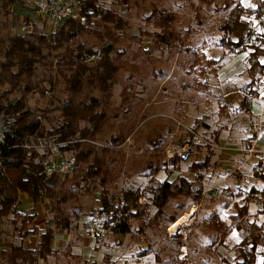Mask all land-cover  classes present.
Wrapping results in <instances>:
<instances>
[{
	"label": "rangeland",
	"instance_id": "374dc122",
	"mask_svg": "<svg viewBox=\"0 0 264 264\" xmlns=\"http://www.w3.org/2000/svg\"><path fill=\"white\" fill-rule=\"evenodd\" d=\"M3 1L8 4L1 8ZM0 2V53L5 51L10 36L26 35L35 27L47 35L54 32L49 23L37 19L32 8L26 3L23 6L21 0ZM256 2L99 0L103 8L120 12L128 26L119 33L94 19L91 23L94 33L79 35L75 42L95 49L115 45L122 53H115L119 56L121 70L108 94L101 93L97 85H86L84 92L75 99L76 103L98 101L99 110L106 111L107 119L93 142H83V148L91 151L88 161L61 177L59 196H66L67 202L59 205L55 201V205L64 214L79 213L81 218L77 230L64 234L56 243L58 253L51 256V264H237L240 232L233 229L224 246L216 245L223 227L215 217L225 225L230 224L231 216L247 202L251 188H264V183L254 177L258 164L262 163L264 171V154L255 155L244 163L247 157L244 150L249 147L247 137L257 132L258 116L264 113L258 106L251 107L253 111L241 107L243 98L252 88L264 92V73H250L249 54L232 52L222 26L236 4L256 7ZM155 7L175 13L174 26L182 37L176 48L152 47V35L158 29L146 19ZM254 26L257 31L264 32V22ZM48 78L49 73L39 68L36 81L44 87V93H31L28 103L46 129H52L65 122L61 109L71 94L56 73L53 84ZM6 89L9 87L0 86V94ZM228 90L233 94L222 97ZM19 97L20 94H14L11 99ZM252 102L261 105L255 99ZM3 122L0 121V129H3ZM189 128L212 141L216 132L220 133L210 168L201 172V186L205 189L202 203L193 207L192 195L181 196L170 201L161 217L157 216V207L151 205L143 217L132 221V230L127 235L115 234L110 229L103 236H89L91 219L106 218L105 214H99L105 189L109 191L111 206L118 208L123 207V195L127 190L157 187L166 180L174 181L179 173L196 181L199 173L192 171L191 166L202 162L206 151L191 146L190 158L184 154L179 171L169 175L165 169L174 167L171 163L165 165L169 161L166 149L171 144L184 146L178 141L191 139ZM260 138L256 149L264 152V131ZM113 139L123 143L118 146ZM35 146L43 151L46 145L39 140ZM105 148H109V152H104ZM71 152H55L49 160L67 158ZM96 157L104 161L105 177L85 180L87 166ZM158 167L162 170L153 173ZM103 179H106L105 186H102ZM194 186L200 187L198 183ZM211 188L216 189L207 194ZM44 201L51 208V201ZM145 202L144 198L140 200V203ZM260 207L256 199L251 200L249 219L262 224L264 215L258 214ZM193 208H196L194 225L183 228L176 237L169 236L170 217L192 212ZM262 252L264 248L260 247L256 264H262Z\"/></svg>",
	"mask_w": 264,
	"mask_h": 264
},
{
	"label": "trees",
	"instance_id": "16d2710c",
	"mask_svg": "<svg viewBox=\"0 0 264 264\" xmlns=\"http://www.w3.org/2000/svg\"><path fill=\"white\" fill-rule=\"evenodd\" d=\"M13 3V0H6ZM256 7H244L236 4L229 13L222 31L228 37L232 52H248L250 61V73H264V32L256 30L254 24L264 22V0H256ZM83 8V14L87 16V23L68 20L51 34H46L38 27L26 35L16 34L7 40L6 49L0 53V86H8L0 94V121L3 129L0 131L7 135V143L10 149L0 157V222L11 220L18 233L20 241L11 245L9 252L2 253V260L6 264H46L49 258L56 254L53 241L58 235L71 233L79 227L81 215L64 214L57 204L67 202V197H60L61 177L66 175L55 174L47 176L45 167L49 158L55 152H77V161L74 168L88 161L91 151L83 148L84 143H90L102 132L107 113L99 110L100 103L92 100L90 103H76V97L83 93L86 85L98 86L103 94H108L113 88L117 74L121 70L119 56L122 54L115 45H107L95 49L75 42L77 36L94 33L91 27L92 20L99 19L104 26H111L116 32H123L128 26L125 17L114 9H105L99 4V0H79ZM176 16L171 10L163 7H155L152 14L146 19L158 29L152 35V47L161 48L167 46L176 48L181 35L174 26ZM100 55L96 62H87L88 56ZM56 63V68L55 67ZM39 68L49 73V82L53 84L55 73L64 81L70 92V100L62 107V115L65 119L59 127L46 129L38 117L29 107L28 96L39 91L44 93V87L36 81ZM55 69V72H54ZM254 84V81H253ZM260 91L252 88L248 97L244 98L241 107L251 110L253 98L258 97ZM20 94L17 99H11L12 95ZM86 123L81 126V123ZM196 133V131L193 129ZM189 141L179 140L181 145L191 144L198 151H206L204 160L194 163L191 170L199 173L196 181L189 180L184 174L179 173L177 178L170 182H162L157 187L151 186L145 189L127 190L124 192L123 207L113 208L109 201V191L104 190L102 195V208L99 214L106 215L102 219L103 226L112 229L115 234L127 235L131 232L133 220L140 219L147 213L151 205L157 207V216L165 214V209L172 199L181 196H193V207L198 206L204 199L205 189L202 188V171L210 168V160L215 150L211 145L219 142L220 133L216 132L214 140L205 138L208 143H195L194 134L188 131ZM257 139V132L248 139V148H251ZM45 142V149L40 151L31 145ZM113 139L116 145L123 142ZM104 152H109L105 148ZM173 164L172 168H165L171 175L179 171L181 160L174 159L165 162V165ZM73 168V169H74ZM162 168L158 167L153 173H158ZM239 170V169H238ZM104 161L96 157L88 164L85 171V180L94 181L96 177L104 176ZM254 177L264 183V171L262 163L254 171ZM105 180L102 186H105ZM198 183L200 187H195ZM217 188V187H216ZM216 188H211L207 194ZM246 196V203L237 214L231 216V223L225 225L218 217L215 221L223 227V233L218 246L225 245L227 235L234 229L240 232L241 241L236 247L237 264H256L258 249L264 248V223L259 224L249 219V203L256 199L260 203L259 215H264V188L252 187ZM25 193L33 200L34 205L43 199L51 201L49 216L45 227L40 230L34 223L35 213H21L19 196ZM152 195V196H151ZM144 198L145 203H140ZM182 216H171L172 225ZM100 217V216H99ZM102 218V217H101ZM28 237H36L37 243L34 249H26L25 240ZM184 246V245H183ZM264 264V252L261 254ZM226 262V261H225ZM226 263H229L228 261ZM125 264V263H123ZM230 264V263H229Z\"/></svg>",
	"mask_w": 264,
	"mask_h": 264
},
{
	"label": "built area",
	"instance_id": "2783aa9c",
	"mask_svg": "<svg viewBox=\"0 0 264 264\" xmlns=\"http://www.w3.org/2000/svg\"><path fill=\"white\" fill-rule=\"evenodd\" d=\"M24 1L28 6L32 8L33 14L39 20L44 23H49L50 26L54 28V31L57 30L63 23L68 20H75L79 21L82 24L87 23V16L83 14V8L79 3V0H21ZM32 32V31H31ZM30 32V33H31ZM101 59L100 55H92L88 56L87 62H96ZM259 101H264V93H260ZM191 133L194 134V142L201 144V143H208V141L195 133L193 129H188ZM7 135L0 131V157L4 154L5 151L9 150L11 146L7 143ZM32 146L36 147L35 145H31L27 143L25 147L31 148ZM191 144H186L184 146H177L171 144L168 149H166V155L168 159H183L185 158L184 154H188L190 158L191 155ZM213 148H216L215 145H211ZM37 148V147H36ZM187 151V152H186ZM247 157L245 158V162L250 161L255 155L264 154L263 151L256 149L255 147H251L244 150ZM77 161V152L74 150L71 154L64 159H53L49 161L45 167V174L47 176H53L55 174L60 175H67L69 174L74 166L76 165ZM240 169V168H239ZM196 215L194 214L190 218V222L188 224L185 223L183 228L185 227H192L195 223ZM102 218L99 216L93 217L88 224V233L89 236L92 238H96L98 236H103L107 233L109 229L105 228L102 223ZM171 227L168 228V234ZM177 236V235H176ZM175 236V237H176ZM34 239L32 237H28L25 240L26 245H34Z\"/></svg>",
	"mask_w": 264,
	"mask_h": 264
},
{
	"label": "crops",
	"instance_id": "0c3cea01",
	"mask_svg": "<svg viewBox=\"0 0 264 264\" xmlns=\"http://www.w3.org/2000/svg\"><path fill=\"white\" fill-rule=\"evenodd\" d=\"M20 3L23 6H26V4H25L24 1H21ZM2 4L3 5H1V8H4L5 5L7 6L8 3H5L4 2ZM246 53H248V52H246ZM203 80H204V82L206 81V79H203ZM227 80H229V79H227ZM231 94H233V93L230 92V90H228V91H225L223 93L222 97L228 98V97L231 96ZM239 94H242V93L239 91ZM245 97H248V96H245ZM244 98H243V101H244ZM253 99H255V101L257 100L261 105L256 104V103L253 104V102H251V107L258 106L261 109V112L264 113V101H259L258 97L253 98ZM251 110H252V108H251ZM258 117H259L260 121H259V127L256 128V131H257V139L255 140L254 144L252 145V147H255V148H256L258 142L261 141L260 133L264 131V116L260 115ZM203 124H204V126L207 125L206 123H203ZM244 129L247 131V127H245ZM252 134H251V136L249 135L247 138L250 139L252 137ZM226 141H228V140H226ZM44 200L45 199H43L39 204L34 205L33 200L28 196V194L22 193L19 196L20 206H19L18 210L21 213H35L36 214V218H35L34 223H35V225L40 230H43L44 229L45 222H46L47 217H48L47 216L48 215V211L50 210V208L48 207L49 205H47V203H45ZM63 237H64V234L63 235H58L54 239V241H53V248L55 250H56V248H55L56 243L58 241H61ZM33 239L35 241H34V245L31 246V247L30 246H27L24 243V246H25L26 249H34V246L37 243V238L36 237H33ZM19 241H20L19 235L15 231V226L12 223V221L9 219V220H7L5 222H0V264H6V262L4 260H2V253L3 252H9L10 249H11V245L12 244H15V243H19ZM60 251H62V250H60ZM57 253H58V251L56 252V254ZM50 261H51V257L49 258V260H48V262L46 264H51ZM42 264H43V262H42Z\"/></svg>",
	"mask_w": 264,
	"mask_h": 264
},
{
	"label": "bare ground",
	"instance_id": "6f19581e",
	"mask_svg": "<svg viewBox=\"0 0 264 264\" xmlns=\"http://www.w3.org/2000/svg\"><path fill=\"white\" fill-rule=\"evenodd\" d=\"M264 93V92H262ZM259 98V97H258ZM196 213V208H193V211L186 212L183 214L176 222H174L170 227L169 233L172 234L173 237L177 235L179 232H182L183 226L190 222V218Z\"/></svg>",
	"mask_w": 264,
	"mask_h": 264
}]
</instances>
